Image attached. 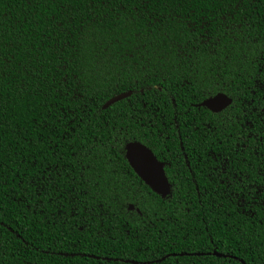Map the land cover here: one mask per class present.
I'll use <instances>...</instances> for the list:
<instances>
[{"label": "trees", "instance_id": "16d2710c", "mask_svg": "<svg viewBox=\"0 0 264 264\" xmlns=\"http://www.w3.org/2000/svg\"><path fill=\"white\" fill-rule=\"evenodd\" d=\"M261 81L264 0H0V264H264Z\"/></svg>", "mask_w": 264, "mask_h": 264}, {"label": "water", "instance_id": "95a60500", "mask_svg": "<svg viewBox=\"0 0 264 264\" xmlns=\"http://www.w3.org/2000/svg\"><path fill=\"white\" fill-rule=\"evenodd\" d=\"M131 95V92L127 93H121L119 95H116L110 99H108L103 105L102 109H106L110 105L121 101ZM213 100H216L219 102L218 104V110L213 111L208 107L209 104V98L205 99L203 102L199 103L198 107H204L211 113H219L225 108H227L231 104V99L228 98L224 94H217L213 97H210ZM133 151H139L142 155H146L148 158L151 159L153 168L152 169H146L141 166L140 163H134L135 157H132ZM124 157L127 161L129 167L132 169L134 174L156 195L160 197H166L169 194V183L165 177L164 171H163V163L159 162L156 157L153 155V153L146 148L144 145H142L139 142H129L125 144L124 146ZM158 168V172H155V178H154V171ZM133 206L129 205L128 210H132Z\"/></svg>", "mask_w": 264, "mask_h": 264}, {"label": "snow or ice", "instance_id": "6c2138e0", "mask_svg": "<svg viewBox=\"0 0 264 264\" xmlns=\"http://www.w3.org/2000/svg\"><path fill=\"white\" fill-rule=\"evenodd\" d=\"M259 75V74H258ZM261 85H264V81H261V84H258L257 86L261 88V91H264V87H262ZM209 104L208 107L210 109H212L213 111H217L218 110V104L219 102L216 100H213L211 98H209ZM132 157H135L134 163L136 164L137 162L141 164L142 167L146 168V169H152L153 168V164L150 158H148L146 155H142L141 152L139 151H133L132 153ZM155 172H158V168L154 171L153 175L155 178ZM261 175H264V172L261 173Z\"/></svg>", "mask_w": 264, "mask_h": 264}, {"label": "flooded vegetation", "instance_id": "af4514ba", "mask_svg": "<svg viewBox=\"0 0 264 264\" xmlns=\"http://www.w3.org/2000/svg\"><path fill=\"white\" fill-rule=\"evenodd\" d=\"M261 160H264V159H261ZM214 161H216V160H214ZM219 166H220L219 164L214 165L215 168H219ZM223 166L224 165H222V167ZM253 191H254L253 193L255 194V199L260 202L261 195H262V192L264 191V188L256 187V188L253 189Z\"/></svg>", "mask_w": 264, "mask_h": 264}]
</instances>
